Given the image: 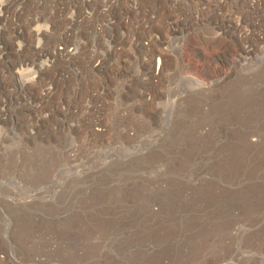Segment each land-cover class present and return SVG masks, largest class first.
Returning <instances> with one entry per match:
<instances>
[{"label":"rangeland","instance_id":"1","mask_svg":"<svg viewBox=\"0 0 264 264\" xmlns=\"http://www.w3.org/2000/svg\"><path fill=\"white\" fill-rule=\"evenodd\" d=\"M0 2V264H264V0Z\"/></svg>","mask_w":264,"mask_h":264},{"label":"bare ground","instance_id":"2","mask_svg":"<svg viewBox=\"0 0 264 264\" xmlns=\"http://www.w3.org/2000/svg\"><path fill=\"white\" fill-rule=\"evenodd\" d=\"M4 2H0V11H1V9L4 7Z\"/></svg>","mask_w":264,"mask_h":264}]
</instances>
